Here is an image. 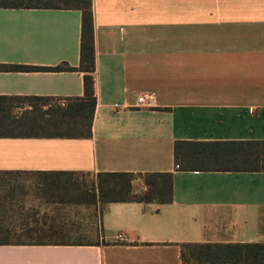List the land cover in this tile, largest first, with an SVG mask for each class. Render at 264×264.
<instances>
[{"label": "crops", "instance_id": "1", "mask_svg": "<svg viewBox=\"0 0 264 264\" xmlns=\"http://www.w3.org/2000/svg\"><path fill=\"white\" fill-rule=\"evenodd\" d=\"M93 13L92 136L0 137V240L66 228L53 218L66 202L5 198L48 173L134 174L136 193L138 175L172 174L174 200L97 204L99 242L0 245V264H183L182 244H264V172L175 162L177 142L264 141V0H93ZM81 33L78 10L0 9V97L83 98V72L23 70L78 69Z\"/></svg>", "mask_w": 264, "mask_h": 264}, {"label": "trees", "instance_id": "2", "mask_svg": "<svg viewBox=\"0 0 264 264\" xmlns=\"http://www.w3.org/2000/svg\"><path fill=\"white\" fill-rule=\"evenodd\" d=\"M0 9H65L82 13L81 64L78 69L26 67L25 71H78L84 73V97L75 99L66 107H49L40 117L26 111L21 117L14 108L25 101H48L47 98L0 97V137L21 136L36 138H89L97 106L96 61L94 40L93 0H0ZM65 131V132H64ZM19 134V135H13ZM175 162L184 171L193 172H264V141L244 142H177ZM50 177V173L45 174ZM53 175L70 177L43 185L44 199H56L60 204L104 205L107 203L137 202L143 204H171L174 200L173 175L152 173L138 175L144 179L146 190L134 192L136 175L129 173L98 174L89 190L72 180L73 173ZM65 189L72 197H50V190ZM47 191V192H46ZM0 240V245H70V242L50 240V234L38 233V238ZM183 264H264V244H182Z\"/></svg>", "mask_w": 264, "mask_h": 264}, {"label": "rangeland", "instance_id": "3", "mask_svg": "<svg viewBox=\"0 0 264 264\" xmlns=\"http://www.w3.org/2000/svg\"><path fill=\"white\" fill-rule=\"evenodd\" d=\"M60 104L53 100H40V101H25L18 103L14 108V115L21 117L23 113L26 111H34V116L40 117L43 114V111H46L49 107H57ZM65 132V131H64ZM50 178V177H48ZM43 179V177L39 178V181H43L42 183L35 184L32 182L31 185L27 186H15V188L10 189L8 191L5 190L6 199H17L22 201V199H26V196L29 195L35 201H40V199H44L43 196L45 191L43 189V185L45 182H49V179ZM38 181V180H37ZM75 182H78L79 185L83 187L84 190H89L93 182L95 181L94 176H76L74 178ZM34 184V185H33ZM3 188V187H1ZM0 188V189H1ZM2 190H0L1 192ZM47 192V191H46ZM19 195V198L16 195ZM72 197L71 192L66 191L61 188L59 190H50V197L55 198H63V197ZM44 201V200H43ZM35 207V204L32 206ZM33 211H37V213L43 212L44 214H39L40 216L35 219H40L44 221V219L50 222V217L45 213L48 211L50 213V203H39L35 208H31ZM36 213V214H37ZM102 213V208L94 205H72V204H64L55 207V215L53 216L54 221L64 224L66 228L62 231H57L53 233L54 235L50 240L55 242H70V243H84L91 244L97 243L100 240L98 239L100 235V216ZM34 214V213H33ZM46 234H50V230ZM40 234V233H39ZM38 235V234H37ZM17 240H11V242H15ZM26 243H30V240H24Z\"/></svg>", "mask_w": 264, "mask_h": 264}, {"label": "built area", "instance_id": "4", "mask_svg": "<svg viewBox=\"0 0 264 264\" xmlns=\"http://www.w3.org/2000/svg\"><path fill=\"white\" fill-rule=\"evenodd\" d=\"M139 102H140V104H144V103H145V97H141V98L139 99ZM60 105H61L62 107H65L66 103H65V102H61ZM119 239H120V240H123V239H124V236H123V235H120V236H119Z\"/></svg>", "mask_w": 264, "mask_h": 264}]
</instances>
